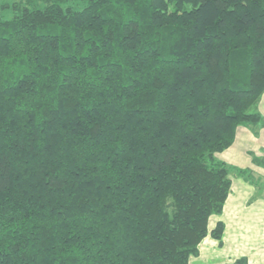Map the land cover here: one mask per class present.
<instances>
[{
  "label": "trees",
  "instance_id": "1",
  "mask_svg": "<svg viewBox=\"0 0 264 264\" xmlns=\"http://www.w3.org/2000/svg\"><path fill=\"white\" fill-rule=\"evenodd\" d=\"M5 6L0 264H189L222 245L209 220L233 175L264 189L216 156L264 126V0Z\"/></svg>",
  "mask_w": 264,
  "mask_h": 264
},
{
  "label": "crops",
  "instance_id": "2",
  "mask_svg": "<svg viewBox=\"0 0 264 264\" xmlns=\"http://www.w3.org/2000/svg\"><path fill=\"white\" fill-rule=\"evenodd\" d=\"M259 110L264 116V94L260 100ZM216 156L229 165L241 169H250L254 175H258L257 178H264V126L261 128L238 127L236 139L232 146L217 153ZM228 209H231V213L234 214L238 222V225L234 226V228H240L239 233L241 235L245 233L243 232L246 228L245 225H250L253 228L249 232V234L252 233L250 256L242 255L236 259L235 256H239L238 253H232L231 259L237 261L242 257H246L248 258V264H264V193L260 191L258 186L238 175H233L232 177L231 193L226 200L223 212L219 214L220 216L216 220V223L222 220L226 226L223 244L219 245L217 240L208 236L201 245L210 247L207 250L208 255L217 253V247L218 251L225 249L228 237L232 233L225 217ZM214 225L209 228L213 229ZM241 252L240 250L239 253ZM201 253L206 252L201 251L200 248V252L196 257L200 256Z\"/></svg>",
  "mask_w": 264,
  "mask_h": 264
},
{
  "label": "rangeland",
  "instance_id": "3",
  "mask_svg": "<svg viewBox=\"0 0 264 264\" xmlns=\"http://www.w3.org/2000/svg\"><path fill=\"white\" fill-rule=\"evenodd\" d=\"M14 2H21V3H27L28 0H0V16L3 18H9L13 15V10L10 6H5L7 4H12ZM260 104V102H259ZM259 109V107H258ZM255 131V129H254ZM257 134V133H256ZM255 178L258 177V175H254ZM262 182H264V178L261 179ZM264 193V189L261 190ZM220 216L219 214H214L211 216L209 220V227L216 225V220ZM226 220L229 223V226L231 227V236L228 237L227 244L225 246L224 250H219L218 247L216 248L215 254H207V250L210 247L201 245V251L203 250L206 253H201L200 256H191L189 260V264H237L236 260L233 261L231 259L232 253H238L239 256H235L237 259L238 257L242 255L250 256V250H251V232L253 230L252 226L245 225V230L243 232V235L239 233L240 228H234V226L238 225V222L235 219V216L233 213H231V209H228L226 212ZM211 221V225H210ZM214 225V227H215ZM242 251L239 253V251ZM236 255V254H234Z\"/></svg>",
  "mask_w": 264,
  "mask_h": 264
}]
</instances>
